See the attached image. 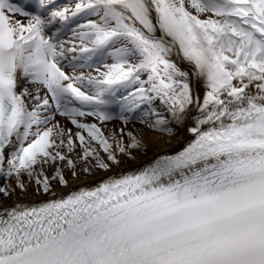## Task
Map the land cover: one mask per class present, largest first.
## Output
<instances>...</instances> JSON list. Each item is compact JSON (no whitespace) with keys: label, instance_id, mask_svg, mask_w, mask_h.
<instances>
[{"label":"snow or ice","instance_id":"6c2138e0","mask_svg":"<svg viewBox=\"0 0 264 264\" xmlns=\"http://www.w3.org/2000/svg\"><path fill=\"white\" fill-rule=\"evenodd\" d=\"M192 106L182 150L53 192L144 148L130 121L174 135ZM0 264H264V0H0Z\"/></svg>","mask_w":264,"mask_h":264},{"label":"bare ground","instance_id":"6f19581e","mask_svg":"<svg viewBox=\"0 0 264 264\" xmlns=\"http://www.w3.org/2000/svg\"><path fill=\"white\" fill-rule=\"evenodd\" d=\"M73 3V0H58V4L63 6L65 4ZM201 18H204L203 16ZM75 25H73L74 27ZM60 24L57 22L56 27L52 28V31H56V28H59ZM63 32L66 30L61 29ZM70 30V29H68ZM67 35L61 40H70L72 38L71 30L68 32ZM65 33V34H66ZM157 35L159 36L160 33L157 31ZM170 59L183 71H186L190 74L191 86L193 88L194 94L200 96L202 98L204 92V86L202 80L197 77L191 76L193 71V66L190 65L187 61L182 58V55L178 54L177 51L174 49ZM64 65V70L68 73L73 71L72 68L68 67V61L65 60L62 62ZM84 71H91L92 69L85 68ZM80 71V69H77ZM146 78V76L142 75V79ZM23 83V82H22ZM31 87V86H29ZM131 91V88L128 89ZM44 90L41 91V95H43ZM155 110L165 114L168 116L169 114L166 112L165 106L159 101L156 100L153 102L151 106ZM148 106H144V110H147ZM116 113H118V109H116ZM139 115V113H138ZM198 116V110L195 106L190 108V115L185 119L184 123L179 127L178 134L170 135L166 132H159V131H149L147 130L139 120L130 121L129 124L126 126V131L131 130L138 135L139 138L142 139L144 143V148L140 150H134L133 155L131 158L127 156H120L121 163L119 165L112 166L109 170L105 171L102 169H94L91 173H83L80 172L78 178H72L70 173H68L69 183L67 186H60L59 184H53V192L56 193L57 198L62 195L68 194L71 191H78L81 187L93 188L97 186L100 182L104 181L109 177H120L122 175L131 174L135 172H139L145 167L149 166L151 163L155 161L156 158L163 154H174L177 151L182 150L184 146L191 142L194 138L190 132H186V128L193 126L196 117ZM56 119L60 121L62 125L67 128H73L74 126L63 117L59 115L56 116ZM87 122H96L98 125L100 124L99 121H96L93 117H86ZM171 126V125H170ZM103 130L105 131L106 135H110L113 131L118 132L119 129L125 127L122 121L117 118H114L110 121L104 122ZM119 155V154H118ZM80 171V167L78 165L77 168ZM49 174H51V169H49ZM35 187L34 185L32 186ZM22 201L26 202H39L44 200L45 197L39 194H34L32 190H29V193L23 196ZM6 203H11L8 201Z\"/></svg>","mask_w":264,"mask_h":264}]
</instances>
